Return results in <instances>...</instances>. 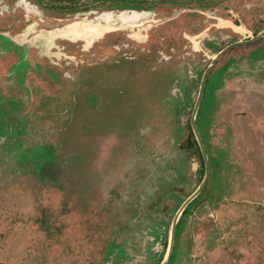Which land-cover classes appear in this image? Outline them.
I'll return each mask as SVG.
<instances>
[{
  "label": "rangeland",
  "instance_id": "rangeland-1",
  "mask_svg": "<svg viewBox=\"0 0 264 264\" xmlns=\"http://www.w3.org/2000/svg\"><path fill=\"white\" fill-rule=\"evenodd\" d=\"M222 1L246 27L203 30L215 20L198 12L142 31L106 12L83 21L94 32L57 29L92 40L81 50L0 43V264L162 263L205 174L190 123L202 73L264 30V0ZM212 72L198 117L209 177L167 264H264V38Z\"/></svg>",
  "mask_w": 264,
  "mask_h": 264
},
{
  "label": "flooded vegetation",
  "instance_id": "flooded-vegetation-1",
  "mask_svg": "<svg viewBox=\"0 0 264 264\" xmlns=\"http://www.w3.org/2000/svg\"><path fill=\"white\" fill-rule=\"evenodd\" d=\"M190 1L194 2V4H196V7H191V4L189 3ZM222 3V0H0V39L2 40V42L0 43H3V47L5 46L6 48H8V51L16 48L21 51H25L27 45H29V43H31L33 39L40 38L44 40L45 38L50 39V37L54 36L56 37V39L58 38V41L60 43L58 46L60 50L70 51L72 49H75V47L81 50L84 44L79 43V37L82 38V41L86 40L87 43H91L92 40L90 41L84 36H70L58 30L53 31L51 29H54V27L57 26H65L75 19H81L87 23H94L91 18H97L98 14L106 12H109V16L116 15L124 20L133 22L140 21L139 23H131L128 26L138 27L139 30L141 29L142 31L147 27H149V29H153V27H157L162 23L177 18L182 13L198 12L215 20V22L211 23L212 25L206 26L203 30H208L212 28L213 25L221 28L223 27L219 25L221 21L225 23L229 22L227 25L230 27L232 26V29H234L235 31L236 29L246 27V24L242 22V18L234 12L232 6H229L228 1H225V4H223L225 5V7L222 6L221 8L220 6ZM217 8H221L220 10H222L228 16H223L224 14L222 13L220 15L211 14V12L214 11V9L216 10ZM205 10H209L211 12L209 13ZM120 14L135 16L136 18H123ZM52 20H54V24L53 22H50ZM236 20H240L241 25L236 24ZM49 30H51V32ZM262 31H258L257 34ZM257 34H252L245 39L235 40L218 50L217 54L227 46L238 41L250 40L252 36ZM262 38H264V36ZM249 43L252 42H243L233 45L226 51H224L222 55L226 54L236 46ZM220 57L216 60V62L220 59ZM211 62L208 64V66L211 64ZM216 62L212 66L207 76L204 92L196 113V123L200 134L201 128L198 121V117L200 115V106L202 101L204 100V95L206 94L207 86L211 74L213 73L212 69L215 66ZM207 67L205 68V70L207 69ZM205 70L201 76L200 87ZM190 123L193 130L192 122ZM195 143L196 147L198 146V148L200 149L197 138L195 139ZM200 152L202 154L201 149Z\"/></svg>",
  "mask_w": 264,
  "mask_h": 264
},
{
  "label": "water",
  "instance_id": "water-1",
  "mask_svg": "<svg viewBox=\"0 0 264 264\" xmlns=\"http://www.w3.org/2000/svg\"><path fill=\"white\" fill-rule=\"evenodd\" d=\"M264 36V31L258 33L257 35H254L252 36V38L250 40H246V41H238L236 43H233L229 46H227L226 48H224L222 51H220L218 54H216L213 59H212V62L211 64L207 67V69L205 70V73H204V76H203V80H202V83H201V87H200V91H199V95H198V99L196 101V104L194 106V110H193V113H192V117H191V122H192V126H193V130H194V133L196 135V138L198 140V143L200 145V149L202 151V154H203V157H204V161H205V174H204V177H203V180L202 182L200 183V185L196 188V190L186 198V200H184V202L181 204L179 210L177 211L173 221H172V226H171V233H170V239H169V245H168V249H167V252H166V255L162 261L161 264H167L170 257H171V253H172V250H173V245H174V239H175V232H176V228H177V224L179 222V219H180V216L182 215V213L184 212L185 208L188 206V204L196 197L198 196V194L201 192V190L204 188L207 180H208V177H209V160H208V154H207V150H206V147H205V144H204V141L202 139V136L200 134V131L198 129V126H197V123H196V113H197V109H198V106H199V103H200V100L202 98V95H203V92H204V88H205V84H206V79H207V76L212 68V66L214 65V63L216 62V60L222 55V53L224 51H226L228 48H230L231 46L233 45H236V44H240V43H245V42H253V41H256L260 38H262ZM259 204H262L264 205V200L263 201H259L258 202Z\"/></svg>",
  "mask_w": 264,
  "mask_h": 264
},
{
  "label": "bare ground",
  "instance_id": "bare-ground-1",
  "mask_svg": "<svg viewBox=\"0 0 264 264\" xmlns=\"http://www.w3.org/2000/svg\"><path fill=\"white\" fill-rule=\"evenodd\" d=\"M50 22H53V24H54V20H52V21H50ZM71 24H73V25H77V26H79L80 27V29L78 30V33H79V35L81 34H83L84 32L86 33V32H89V33H91V32H94V31H96V30H99V28H97V27H95V26H93V25H87V24H85V23H83V20H81V19H75L74 21H72V22H70L69 24H67V25H65V26H57V27H54V29H51V30H57V29H64L65 27H67L68 25H71ZM53 26V25H52ZM102 27H104V26H102ZM67 30H69V29H67ZM71 31V30H70ZM72 32V31H71ZM63 33H64V31H63ZM68 34H69V32H67ZM73 33V32H72ZM99 33V32H98ZM97 33V34H98ZM64 34H66V32L64 33ZM77 35V34H76ZM78 35V36H79ZM89 36V35H88Z\"/></svg>",
  "mask_w": 264,
  "mask_h": 264
},
{
  "label": "trees",
  "instance_id": "trees-1",
  "mask_svg": "<svg viewBox=\"0 0 264 264\" xmlns=\"http://www.w3.org/2000/svg\"><path fill=\"white\" fill-rule=\"evenodd\" d=\"M197 151H198V155H199V157H200V159H201V161H202V165H204L203 157H202V154H201L200 149L198 148V146H197ZM184 212H186V210H184ZM184 212H183V213H184ZM179 223H180V219H179V222H178V224H177L176 232H177V230H178Z\"/></svg>",
  "mask_w": 264,
  "mask_h": 264
}]
</instances>
